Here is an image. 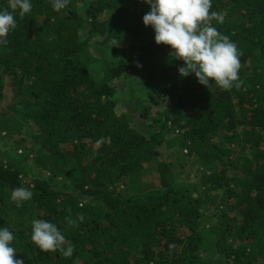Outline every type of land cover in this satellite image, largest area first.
Instances as JSON below:
<instances>
[{
  "label": "trees",
  "instance_id": "1",
  "mask_svg": "<svg viewBox=\"0 0 264 264\" xmlns=\"http://www.w3.org/2000/svg\"><path fill=\"white\" fill-rule=\"evenodd\" d=\"M31 3L0 46V227L14 258L264 264V0H212L224 16L212 25L241 53L230 90L181 77L144 0ZM18 187L33 193L21 207ZM33 218L73 255L41 251Z\"/></svg>",
  "mask_w": 264,
  "mask_h": 264
},
{
  "label": "clouds",
  "instance_id": "2",
  "mask_svg": "<svg viewBox=\"0 0 264 264\" xmlns=\"http://www.w3.org/2000/svg\"><path fill=\"white\" fill-rule=\"evenodd\" d=\"M151 10L143 16L145 26H151L157 44L170 45L172 56L184 61L178 72L181 77L195 74L204 86L215 84L230 90L234 83L239 87L240 51L235 42L223 35L212 25L215 19L223 23L222 13L211 11L212 0H144ZM68 0H52V7L60 12ZM31 0H8V8L0 9V46L8 43L7 36L16 29L14 18L17 11L21 18L32 10ZM115 46V45H114ZM140 66V65H138ZM33 193L24 187L12 190L11 199L17 207L30 200ZM83 215L79 220L83 221ZM75 223V221H70ZM31 240L43 252L57 250L65 257H71L74 245L68 242L56 224L33 218ZM14 232L0 227V264H24L23 259L14 258L17 251L12 246ZM64 245H67L66 249Z\"/></svg>",
  "mask_w": 264,
  "mask_h": 264
},
{
  "label": "rangeland",
  "instance_id": "3",
  "mask_svg": "<svg viewBox=\"0 0 264 264\" xmlns=\"http://www.w3.org/2000/svg\"><path fill=\"white\" fill-rule=\"evenodd\" d=\"M143 82V79L141 78V79H138V78H135L132 82H131V87H135V88H137L141 83ZM13 108V107H12ZM125 111H129V108L128 109H126ZM142 128H144L145 126H144V124L141 126ZM23 151V150H22ZM21 152V151H20ZM193 165V164H192Z\"/></svg>",
  "mask_w": 264,
  "mask_h": 264
}]
</instances>
